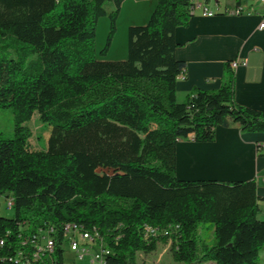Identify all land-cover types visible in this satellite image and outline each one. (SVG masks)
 <instances>
[{
    "label": "trees",
    "instance_id": "1",
    "mask_svg": "<svg viewBox=\"0 0 264 264\" xmlns=\"http://www.w3.org/2000/svg\"><path fill=\"white\" fill-rule=\"evenodd\" d=\"M123 1L0 0V109L12 114L11 137L0 132V264L19 248L21 223L55 226L59 244L63 224L95 227L105 264H136L167 240L178 264H260L255 179L182 180L175 170L179 141L212 143L217 127L233 125L264 133V111L234 101L229 62L217 90L177 102L185 62L174 32L188 25L193 0H156L147 23L128 28L125 60L97 58V22L108 19L104 57ZM34 113L51 127L44 151L27 146L23 124ZM256 152L264 157V147ZM145 227L167 234L148 238Z\"/></svg>",
    "mask_w": 264,
    "mask_h": 264
},
{
    "label": "crops",
    "instance_id": "2",
    "mask_svg": "<svg viewBox=\"0 0 264 264\" xmlns=\"http://www.w3.org/2000/svg\"><path fill=\"white\" fill-rule=\"evenodd\" d=\"M155 5L156 0H124L121 3L116 34L107 57L102 60H125L128 28L145 25ZM194 5L188 25L174 32L180 44L175 57L185 62V72L177 78L176 98L185 99L193 89L217 90L222 83L224 64L236 62L234 101L240 106L264 111V30L257 28L264 5L257 0H195ZM203 7L212 11L213 16H203ZM237 8L243 9L242 14H232ZM103 23H106L104 34L107 32V20L99 19L97 33ZM115 45L117 48L113 50ZM257 147H264V133H240L235 125L217 127L212 143L199 144L190 138L177 143L175 175L182 180L255 179L256 193L261 198L259 218L264 219V157L257 155ZM220 159L229 160L225 163ZM208 163L210 168L204 166ZM223 163L228 165L223 167ZM203 170L209 173L201 172Z\"/></svg>",
    "mask_w": 264,
    "mask_h": 264
},
{
    "label": "built area",
    "instance_id": "3",
    "mask_svg": "<svg viewBox=\"0 0 264 264\" xmlns=\"http://www.w3.org/2000/svg\"><path fill=\"white\" fill-rule=\"evenodd\" d=\"M194 1L192 13L194 11ZM264 5V0H257ZM202 15L206 17L213 16L212 11L203 7ZM243 9L237 8L232 11L234 15L242 14ZM264 30V14L257 27ZM236 62H231L230 67L234 69ZM14 206V200L10 195L2 199V209L11 213ZM146 237H156L157 235H166L167 232L159 231L156 228L145 227ZM16 240L19 248L8 257L1 259L6 264H66L65 255L72 254L76 264L78 261H87L88 264H105L106 256L109 251L106 249L98 231L95 227L84 229L82 225L75 223H66L61 226V237H59L55 226L45 225L36 229L35 232L27 231V224H19L16 234ZM5 240L0 239V248L4 246ZM59 246L60 256L58 257L56 249ZM6 259V260H5Z\"/></svg>",
    "mask_w": 264,
    "mask_h": 264
},
{
    "label": "rangeland",
    "instance_id": "4",
    "mask_svg": "<svg viewBox=\"0 0 264 264\" xmlns=\"http://www.w3.org/2000/svg\"><path fill=\"white\" fill-rule=\"evenodd\" d=\"M108 7L109 5L107 6V8ZM100 19H106L108 22V19L106 17H101ZM105 29H106V23L101 24V26L99 27L98 33L96 32V35H95V47H96L95 49L97 53V58L99 59L106 58L109 53V50H108L107 54L104 57L98 56L99 51L104 46L105 39L108 33V27H107V32L104 34ZM115 48H117V45L114 46L113 50H115ZM176 100L178 103H181L183 102L184 99L183 97L179 96L176 98ZM23 126H25L29 132V137L27 139L28 149L31 151H44L47 147V141L50 135L51 127L47 124H42L39 121L37 113H34L32 118L28 122H25ZM0 132L6 138L11 137L12 114L8 109H2V108L0 109ZM1 212L4 216H10V213L5 212L3 209H1ZM169 247H170L169 240L160 241L157 244V248L153 253H150V254L138 253L136 264H178L172 261L171 255L169 252ZM263 251H264V247L261 249L259 253L260 264H264ZM64 260L66 264H71L74 261V256L72 254H66ZM76 264H88V262L86 260L83 262L78 261Z\"/></svg>",
    "mask_w": 264,
    "mask_h": 264
},
{
    "label": "bare ground",
    "instance_id": "5",
    "mask_svg": "<svg viewBox=\"0 0 264 264\" xmlns=\"http://www.w3.org/2000/svg\"><path fill=\"white\" fill-rule=\"evenodd\" d=\"M203 152H204V151H203ZM208 154H209V153H208ZM232 154H233V153H232ZM233 155H234V154H233ZM205 156H206V154H205ZM224 156H225V155H224ZM228 157H229V155L226 156V158H228ZM232 157H233V156H232ZM213 158H214V157H213ZM223 158H225V157H223ZM220 160H223V159H220ZM225 160L228 161L229 159H224L223 161L225 162ZM230 161H231V160H230ZM221 163H222V161H221ZM225 163H226V162H225ZM228 163H230V162H228ZM223 164H224V163H223ZM194 165H197V164H194ZM205 165L208 166V167L210 168L209 163H208V164H204V166H205ZM225 165H226V164H224L223 167H224ZM227 165H228V164H227ZM227 165H226V166H227ZM229 165H230V164H229ZM201 166H202V164H201L200 166H198V167H201ZM220 166H221V164H220ZM230 166H232V164H231ZM191 167H193V166H191ZM194 167H195V166H194ZM194 167H193V168H194ZM198 167H196V168L198 169ZM215 167H216V166H215ZM193 168H190V169L192 170ZM217 168H218V167H217ZM228 168H232V167H228ZM194 169H195V168H194ZM200 169H201V168H200ZM200 169H199V170H200ZM206 169H208V168H206ZM211 169H212V168H211ZM191 170H190V171H191ZM219 170H220V169H219ZM226 170H227V168H226ZM216 171H217V173H218V170H217V169H216ZM221 171H222V170H221ZM228 171H229V170H227L226 172H228ZM197 172H198V170H197ZM199 172H200V171H199ZM201 172H208V171L203 170V171H201ZM201 172H200V173H201ZM193 173H194V172H193ZM208 173H209V172H208ZM208 173H206V174H208ZM210 173H212V172H210ZM214 173H215V172H214ZM224 173H225V172H224ZM194 174H195V173H194ZM204 174H205V173H204Z\"/></svg>",
    "mask_w": 264,
    "mask_h": 264
}]
</instances>
